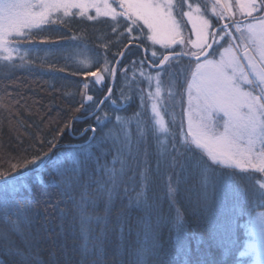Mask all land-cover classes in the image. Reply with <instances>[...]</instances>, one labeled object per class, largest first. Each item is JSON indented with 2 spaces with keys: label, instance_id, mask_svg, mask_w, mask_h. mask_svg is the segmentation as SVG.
<instances>
[{
  "label": "snow or ice",
  "instance_id": "obj_1",
  "mask_svg": "<svg viewBox=\"0 0 264 264\" xmlns=\"http://www.w3.org/2000/svg\"><path fill=\"white\" fill-rule=\"evenodd\" d=\"M220 4L221 0L195 6L189 0H117V12L108 0L102 6L94 0H0V71L32 63L26 60L24 46L35 51L37 36L46 31L42 26L54 22L53 13L83 17L94 8L95 15H87L88 20L101 14L113 20L123 17L127 32L142 33L152 49L149 55L145 48V59L132 62L139 64L147 83L146 88L137 86L135 112L121 115L132 96L122 88L117 104L109 86L117 74L113 64L121 61L110 62L106 53L97 54L72 73L85 77L79 84L82 102L76 111L85 109L95 118V127L80 135H92L67 148L56 137L39 139L31 150L23 149V155L3 161L7 167L0 166V221L8 229L0 230V264H6L5 258L16 264H106L113 234L118 241L114 264H126L125 252L131 256L128 264H219L212 248L221 243L226 230L220 217L228 198L251 205L244 227L252 239L239 256L264 264V0L225 2L217 13ZM209 12L217 25L206 18ZM225 18L231 26L220 23ZM186 23L192 25L187 36ZM72 39L67 48L87 49L82 40ZM39 43L58 44L49 38ZM156 45L162 49L159 54ZM146 64L155 72L143 71ZM120 70L127 81L128 69ZM90 89L107 94L94 100ZM3 101L0 97V108L9 110ZM105 101L112 106L111 116L101 107ZM71 119L80 121L83 116ZM64 128L71 132V123ZM64 128L57 129V136ZM33 173L51 177L60 196L53 207L61 201L71 203V208L59 210V223L47 220L35 234L28 212L33 201L40 203V195L30 190ZM193 176L199 184L195 207L206 217L207 243L202 234L190 230L178 199ZM133 211L139 213L134 221ZM69 217L78 226L79 259L73 261L60 244L61 256L53 248L44 261L38 245L43 238L55 244L64 236ZM164 228L169 232L167 242L162 238ZM13 236L21 238L23 248ZM129 237L134 239L129 242Z\"/></svg>",
  "mask_w": 264,
  "mask_h": 264
},
{
  "label": "trees",
  "instance_id": "obj_2",
  "mask_svg": "<svg viewBox=\"0 0 264 264\" xmlns=\"http://www.w3.org/2000/svg\"><path fill=\"white\" fill-rule=\"evenodd\" d=\"M196 2L197 0L193 1V4ZM72 11L75 13L77 10L73 9ZM52 20L54 21L53 23L42 26L46 31L37 36L35 51L28 45L24 46V50L29 53L26 60L31 61V64L24 63L22 67H18L11 72L0 71V97L4 98V103L10 105L9 110L0 108V122H2L0 123V166L3 168L7 167L6 164H3L5 159L10 158V156L23 155V149H30V146L34 147L39 139L47 141L56 137L59 144L67 148L69 147L67 144L76 143L77 140L74 136L80 135L82 130L89 126L95 127V118L93 116L85 121H74L73 123L71 119L73 116L85 117L91 114L85 109H81L80 112L76 111L82 102V97L79 95V84L85 77L82 74L72 75L76 68L69 63L70 61H75L74 57H77V53L74 55V52L84 49L71 48L66 53L65 49L59 47L72 44L73 37L79 38L87 45L85 50L89 54L90 50L101 57L106 53L107 60L111 62L114 58L118 59V53L123 52L127 47L121 64L117 68L112 96L114 99L119 98L120 90L125 86L126 78L120 69L121 67H126L128 69L127 81L130 79L134 80L132 85H134L135 89L132 90V100L120 114L129 116L137 110L139 100L136 95V89L137 86L144 87L137 76L133 77L132 75L133 69L136 67L140 68L138 63L133 64L132 62H139L143 59L141 47L137 44L143 45L145 48L149 46V42L143 40V34L135 29L129 34L126 30L127 21L123 17L113 20L111 17L101 16L97 17L96 20H88L87 15L81 17L78 14L64 16L63 13H53ZM186 27H189L188 23H186ZM41 38H49L52 41H57L58 44L39 43ZM104 45H107V48ZM69 56H72V58L66 60L65 57ZM186 62V60L183 61V63ZM17 63L19 64L20 61L17 60ZM50 65H55V69L51 68ZM60 68L65 70L60 72L58 71ZM144 68L153 70L147 64ZM88 79L91 78L88 77ZM109 86L111 87V84ZM96 87L99 88V85ZM6 92L11 95L6 96ZM88 94L92 95L94 100H100L107 93L90 89ZM87 107L88 105L86 104L85 108ZM101 107L107 112L110 104L105 101ZM66 123H71V132L64 128ZM61 128H64V134L57 136V129ZM88 133L92 134L91 132ZM99 133L100 128H97V134ZM44 148L47 150V144L44 145ZM57 150L63 151L64 149L60 148ZM29 183L30 190L40 195V203L33 201L28 209L29 215L34 219L32 232L35 234L47 220L59 223L57 219L59 210L71 208V203L66 204L61 201L58 207H53L60 201V196L51 184V177L48 173H33ZM198 191V180L193 176L187 184L182 186L178 199L181 208L185 211L190 230L202 234L205 243H207L206 217L195 207ZM10 205L14 206L15 200L10 198ZM250 207V204L241 206L239 201L231 198L225 201V205L221 210L220 222L225 224L226 230L221 243L212 248V254L219 264H240L251 259V256H239V252L244 249L249 237L244 225L249 222ZM164 211L165 214H168L166 202ZM138 214L136 211L131 213L133 221ZM233 219L235 223H230ZM64 225L67 231L64 236L56 239L55 244H53L52 240L43 238L38 245V247L43 249L41 258L44 261L48 260L49 251L53 248L57 249V256H61L58 248L60 244L66 246L67 254L73 261L79 259V254L76 250L79 244L78 226L71 224L70 217L64 221ZM51 226L49 225V227ZM7 229L8 226L0 221V230ZM162 238L165 242L169 240L167 228L162 230ZM13 239L22 248L24 247L19 236H13ZM133 239L134 237H129V242ZM117 243V235L113 234L107 248L106 264H114L113 250ZM225 249L228 250L227 255H225ZM5 259L6 264H16L14 260ZM123 259L128 264L131 260L130 254L125 252Z\"/></svg>",
  "mask_w": 264,
  "mask_h": 264
},
{
  "label": "rangeland",
  "instance_id": "obj_3",
  "mask_svg": "<svg viewBox=\"0 0 264 264\" xmlns=\"http://www.w3.org/2000/svg\"><path fill=\"white\" fill-rule=\"evenodd\" d=\"M193 1H195V0H190L189 2L190 3H193ZM200 1V4H202V5H204V4H210L211 3V0H207L208 2L206 3V0H197V2L195 3V4H197L198 2ZM94 2H96L97 4H100L101 6L103 5V0H94ZM108 2L113 6V7H115L116 8V11L117 12H119L120 11V9L116 6L117 5V0H108ZM225 2H227L229 5H231V4H233V1L232 0H221V4H220V6L219 7H217V11L218 12H221V11H223V4L225 3ZM236 2H237V0H236ZM195 4H193L194 6H195ZM233 11H234V8H233ZM102 12H103V7H102ZM87 15H95V9L93 8V9H89L88 11H87ZM214 15V14H213ZM224 15H225V17H227L228 16V13L227 12H225L224 13ZM101 16H103V17H111L110 15L109 16H105V15H103V14H101V15H99L98 17H101ZM112 18V17H111ZM118 18V17H117ZM116 18V19H117ZM206 18H208V19H210L209 17H208V15H207V17ZM186 19V18H185ZM226 20H229V19H227V18H225V19H223V21H226ZM188 26L190 27V29H191V27H192V25H191V23H188ZM188 27V28H189ZM188 28L187 27H185V29H184V33H185V36H187L188 35ZM211 31V30H210ZM192 38L193 39H195V34L194 33H192ZM149 42V46H148V49H149V54H150V51L152 50L151 48H150V45H151V42L150 41H148ZM63 46H65L64 47V49H65V52L67 53V50L69 51V50H71V48H67V46H68V44L67 45H63ZM214 47H215V45H214ZM55 49H57V48H55ZM155 49L156 50H158V54H159V51H162V49L160 48V46L159 45H156L155 46ZM90 52V54L88 53V51L87 50H77L76 52H72L74 55H75V53H77V57L75 58L74 57V60L75 61H70L69 63H71V64H73L74 65V67L75 68H77L78 66H80V63L82 62V61H89L90 59H93V58H95L97 55H96V53L95 52H91V50L89 51ZM15 55V54H14ZM73 55V56H74ZM72 57V56H71ZM111 62V61H110ZM187 63V62H186ZM113 67H114V64H113ZM118 70V69H117ZM140 68H138V67H136L135 69H133L132 70V72L133 73H135V75L137 76V78L139 79V81H141V83H142V85H143V87L144 88H146L147 87V83H146V81H143V77H141L140 76ZM143 71H145V72H148V71H152L153 73L155 72V69H153V70H148V69H146V68H144L143 69ZM134 82V80H132V79H130L129 81H125V86L126 87H128L127 88V90H125V86L123 87V90H124V92L126 93V94H129V95H131L132 96V90L133 89H135V87H134V85H132V83ZM120 97V96H119ZM133 97V96H132ZM116 100H117V104H120L121 103V101H120V99L119 98H116ZM129 103V102H128ZM128 103L125 105V106H127L128 105ZM107 112H108V114L111 116L112 115V106H110L109 108H108V110H107ZM90 115V114H89ZM84 136V135H83ZM80 138H82V137H80ZM80 138H78V139H76V140H79ZM84 142V141H83ZM83 142H76L75 144H82ZM252 239V237L251 236H249L248 237V240L246 241V243L248 242V241H250ZM245 246H246V244H245ZM245 248V247H244ZM244 250V249H243ZM242 250V251H243ZM240 264H253V257L251 256V259L249 260V261H247V262H242V263H240Z\"/></svg>",
  "mask_w": 264,
  "mask_h": 264
},
{
  "label": "flooded vegetation",
  "instance_id": "obj_4",
  "mask_svg": "<svg viewBox=\"0 0 264 264\" xmlns=\"http://www.w3.org/2000/svg\"><path fill=\"white\" fill-rule=\"evenodd\" d=\"M232 1H233V4H236V0H232ZM233 4H231V5H233ZM234 11H236V19H240L241 16H240V12L238 11V9L237 8H234ZM216 12L219 13L217 11V9H216ZM208 17L210 18V20H211V22H212L213 25H217V21L215 19V16L213 15V13L209 12L208 13ZM220 23H222V24H229L231 26V21L230 20H226V21L221 20ZM89 135H90L89 133L88 134L85 133L84 136L82 138H80L79 140H77L76 142H83V141L87 140V138L89 137Z\"/></svg>",
  "mask_w": 264,
  "mask_h": 264
},
{
  "label": "water",
  "instance_id": "obj_5",
  "mask_svg": "<svg viewBox=\"0 0 264 264\" xmlns=\"http://www.w3.org/2000/svg\"><path fill=\"white\" fill-rule=\"evenodd\" d=\"M140 47H141V49H142L143 59H145V53H144V49H145V47L142 46V45H141ZM126 49H127V47L123 50V53L126 51ZM122 58H123V57H120V56H119L118 60L121 61ZM118 66H119V65H116V64L114 65V67H115L116 69L118 68ZM149 67H150V66H149ZM111 87H112V89H113V87H114V82L111 83ZM101 106H102V105H101ZM91 116H92L91 114H90V115H87V116L83 117V119H81L80 121H85V120H87V119H88L89 117H91ZM73 122H74V120H72V123H73ZM84 134H85V133H84ZM91 135H92V134H91ZM91 135H90V136H91ZM80 137H81V135H76V136H74L75 139H78V138H80ZM77 144H78V143H77ZM67 145H68V146H70V145H75V143H74V144H67Z\"/></svg>",
  "mask_w": 264,
  "mask_h": 264
}]
</instances>
